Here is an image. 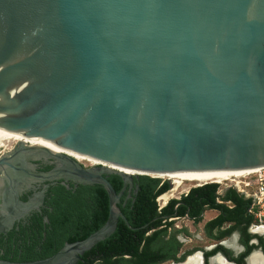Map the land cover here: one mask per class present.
I'll list each match as a JSON object with an SVG mask.
<instances>
[{
	"label": "water",
	"instance_id": "obj_1",
	"mask_svg": "<svg viewBox=\"0 0 264 264\" xmlns=\"http://www.w3.org/2000/svg\"><path fill=\"white\" fill-rule=\"evenodd\" d=\"M0 129L135 172L20 142L0 155V235L39 212L42 192L19 199L35 183L100 186L108 202L83 240L0 264L82 262L118 219L129 228L117 204L132 178L264 167V0H0Z\"/></svg>",
	"mask_w": 264,
	"mask_h": 264
},
{
	"label": "trees",
	"instance_id": "obj_2",
	"mask_svg": "<svg viewBox=\"0 0 264 264\" xmlns=\"http://www.w3.org/2000/svg\"><path fill=\"white\" fill-rule=\"evenodd\" d=\"M104 178L116 193L120 191L122 183L118 176L111 174L104 176ZM217 188L218 185L215 183H207L191 188L189 194L182 201L187 206L199 205L218 210L220 215L214 220V223L230 222L243 227L252 224V218L246 213L249 201L243 199L235 191L227 189L223 191L219 198L223 202H229L230 207L217 204L215 203ZM126 189H128V186ZM168 189L169 183L167 181L161 182L160 179L150 178L149 176L132 178L130 190L135 191V194L124 204V207L121 206L122 202L117 204V208L130 229L124 226L122 220L118 219L114 232L85 252L80 257L81 261L85 264H115L116 262L119 264H149V255L146 249L149 238L145 234L148 230L160 224V219H156L160 214L156 211L154 199ZM79 191L73 197L70 190H66L64 186L58 185L49 188L43 203L46 207L43 210V215L47 218L48 224L42 228L41 217L31 214L26 218V221L31 225L27 227L18 223L16 224L17 230L13 228L6 235H0V239L6 238L9 241L8 251L13 245L16 246V249L19 248L17 240L23 237L31 241L29 244L39 243V250L34 254L32 253V255L23 252V250L21 254H18L15 249L12 253L9 251L12 255L11 258H8V252L4 250L3 255L5 256H0V260L9 262L42 260L57 252L63 244L81 241L99 229L107 218L108 202L105 191L96 185L79 187ZM88 191L93 196H102L103 199V219L97 222L93 228L83 227L81 219L77 215L85 206L83 199ZM197 200H200L199 204L196 203ZM175 202L174 200L170 201L168 206L173 205ZM166 211L167 208H164L161 215H164ZM197 214V211L192 213V215ZM73 216H76L77 220L73 219ZM42 233H44V236H42ZM123 256H126V258H123ZM83 263L77 262L76 264Z\"/></svg>",
	"mask_w": 264,
	"mask_h": 264
},
{
	"label": "flooded vegetation",
	"instance_id": "obj_3",
	"mask_svg": "<svg viewBox=\"0 0 264 264\" xmlns=\"http://www.w3.org/2000/svg\"><path fill=\"white\" fill-rule=\"evenodd\" d=\"M32 165H34L35 172L41 173L52 170L55 167V162L40 160L32 162ZM60 182L35 183L22 192L19 199L24 202L35 193L42 192V203L39 207V212L29 213L22 220L15 222L12 229L17 230L16 224L18 223L27 227L31 225L26 221V218L31 214L40 216L42 223V218L45 217L43 210L46 209L43 204L45 195L49 188L60 185ZM66 184L68 186L66 190H70L73 197L80 192L79 187H90L80 185L74 187L71 182ZM168 190L154 199L156 211L160 214L156 219H160V224L148 230L145 234L149 238L146 248L149 255V264H254L256 260L264 264V233H260L264 229H255L251 227V224L248 227H243L242 225L236 226L230 222L214 223V220L220 215L218 210L199 205L192 207L183 203L182 199L189 194V190L180 193L178 197H174L175 199H166L163 203L160 200L168 196ZM134 194L135 191L125 189L119 199V202H122L121 206L124 207V204ZM169 197H172V194ZM102 200V196H93L91 192H86L83 199L85 206L77 214L83 227L93 228L97 222L103 219ZM172 200L176 202L168 206V203ZM199 201L197 200L196 203L199 204ZM164 208H167V211L164 215H161ZM194 211H197L198 214L192 215ZM207 213L212 215L207 216ZM72 218L77 220L76 216ZM46 224L42 223V228ZM154 234L156 235L153 236ZM42 236H44V233H42ZM151 236L153 237L150 238ZM25 242L27 243L25 244ZM30 242L23 237L17 240L19 248L17 247L16 249V246L13 245L9 248V251L12 253L16 249L18 254H21L22 250L25 253L34 254L40 248L39 243L32 241L33 243L29 244ZM8 247H10L9 241L6 238L0 239V256H5L3 251L6 250L8 258L12 257ZM123 258H126V256H123ZM115 264L119 263L116 262Z\"/></svg>",
	"mask_w": 264,
	"mask_h": 264
},
{
	"label": "bare ground",
	"instance_id": "obj_4",
	"mask_svg": "<svg viewBox=\"0 0 264 264\" xmlns=\"http://www.w3.org/2000/svg\"><path fill=\"white\" fill-rule=\"evenodd\" d=\"M22 143L26 146H38L44 147L54 153H62L67 155L77 161L78 163L90 166V165H101L105 168L118 171L120 173H124L127 175H134L135 172L124 170L118 167L110 166L107 164L99 163L70 152L64 151L62 149L56 148L50 143H47L41 139H26L18 134L9 133L2 129H0V148L8 146L10 144ZM10 149V148H9ZM7 151V150H6ZM254 170H246V171H221V172H205V173H174V174H166V175H148L149 177L165 180L171 182L174 187L172 191H176L178 187L183 184H192L196 186H201L207 183H215L220 184L222 181L227 180L229 177L239 176L245 173H251ZM188 189V188H187ZM167 197H163L160 201L165 202ZM260 233H264V231H260ZM254 264H262L260 261L256 260Z\"/></svg>",
	"mask_w": 264,
	"mask_h": 264
},
{
	"label": "built area",
	"instance_id": "obj_5",
	"mask_svg": "<svg viewBox=\"0 0 264 264\" xmlns=\"http://www.w3.org/2000/svg\"><path fill=\"white\" fill-rule=\"evenodd\" d=\"M216 185H218L215 200L217 204L230 207L229 202H222L219 197L227 189L235 191L243 199L249 201L246 213L252 218L251 227L264 229V167L255 169L251 173L229 177Z\"/></svg>",
	"mask_w": 264,
	"mask_h": 264
},
{
	"label": "rangeland",
	"instance_id": "obj_6",
	"mask_svg": "<svg viewBox=\"0 0 264 264\" xmlns=\"http://www.w3.org/2000/svg\"><path fill=\"white\" fill-rule=\"evenodd\" d=\"M13 145L14 144H10V145H8V146H5V147H2V148H0V155L3 153V152H6V150L7 151H9L12 147H13ZM10 148V149H9ZM84 165V164H83ZM84 167H87V165H84ZM161 182H164L165 180H160ZM168 183H169V190H168V192H167V199H175L174 197H178V195L180 194V193H184V192H186L187 190H190L191 188H194V187H199V186H196V185H190V184H183V185H181L180 187H178L177 189H176V191H172L173 190V186H172V184H171V182H169L168 181ZM188 188V189H187ZM172 194V197H169V195H171ZM160 204V203H159ZM209 215H212L211 213H207V216H209Z\"/></svg>",
	"mask_w": 264,
	"mask_h": 264
}]
</instances>
